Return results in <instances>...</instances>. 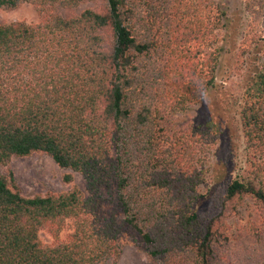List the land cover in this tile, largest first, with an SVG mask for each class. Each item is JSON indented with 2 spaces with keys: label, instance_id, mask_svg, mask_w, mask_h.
Wrapping results in <instances>:
<instances>
[{
  "label": "trees",
  "instance_id": "obj_1",
  "mask_svg": "<svg viewBox=\"0 0 264 264\" xmlns=\"http://www.w3.org/2000/svg\"><path fill=\"white\" fill-rule=\"evenodd\" d=\"M91 1L0 0V9L30 3L40 16L34 25L0 24V163L44 153L79 173L87 192L29 198L12 175H0V264H116L124 232L153 258L176 255L181 243L190 264H215V235L197 210L203 187L222 181L225 201L252 199L264 217V44L252 41L239 68L240 129L256 164L226 180L205 159L218 141L211 124L168 128L217 85L226 8L215 0H105L103 12L60 13ZM150 18L167 36L161 46L145 40ZM67 221L71 233L60 241ZM40 230L52 244L41 243Z\"/></svg>",
  "mask_w": 264,
  "mask_h": 264
},
{
  "label": "rangeland",
  "instance_id": "obj_2",
  "mask_svg": "<svg viewBox=\"0 0 264 264\" xmlns=\"http://www.w3.org/2000/svg\"><path fill=\"white\" fill-rule=\"evenodd\" d=\"M226 8L230 24L218 31V46L221 50L216 77V87L203 97L197 105L175 114L170 119L169 130L187 131L189 126L209 123L218 131V141L214 148L206 152L207 164L215 163L214 170L224 169V179L244 177L252 172L256 160L245 150L239 122L241 71L250 43L264 44V0H215ZM149 5H144V14L150 13ZM105 0H95L79 5L76 9H61L64 18H71L86 9L103 12ZM40 16L30 3H23L12 10L0 9V24L23 22L28 25L39 23ZM143 31L145 40L161 46L167 36L162 29L151 27L147 20ZM157 26V25H156ZM105 49L109 50L112 38L104 31ZM243 38L246 44L242 45ZM161 43V45H160ZM253 43V42H252ZM190 46V45H189ZM252 46V45H251ZM163 47L151 51L150 60L157 59ZM174 131V130H173ZM0 175H12L14 184L24 197L45 196L64 193L77 187L87 196L83 177L70 169L60 168L48 155L33 153L26 157L12 156L6 163H0ZM70 176L67 182L64 178ZM210 183L207 178L206 184ZM224 182H213L203 187L197 200V210L203 224H211L215 240V264H264V217L252 199L235 198L224 200ZM207 186V185H206ZM201 192V191H200ZM166 204L165 196L161 197ZM105 206L104 210H109ZM71 233V223L67 221L59 231L60 241H66ZM44 245L53 243L52 235L46 230L38 232ZM121 254L116 264H190L192 253L179 243L176 255L168 259L153 258L146 247L130 232L119 237ZM107 264H112L108 262Z\"/></svg>",
  "mask_w": 264,
  "mask_h": 264
}]
</instances>
